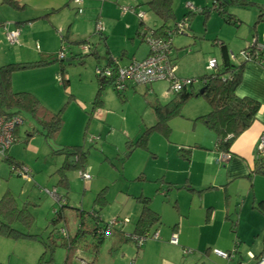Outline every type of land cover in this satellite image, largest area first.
Returning <instances> with one entry per match:
<instances>
[{
  "label": "rangeland",
  "instance_id": "374dc122",
  "mask_svg": "<svg viewBox=\"0 0 264 264\" xmlns=\"http://www.w3.org/2000/svg\"><path fill=\"white\" fill-rule=\"evenodd\" d=\"M13 1L17 2L19 6L13 7L6 3V0H0V19L3 21H8L7 19L10 21H25L18 19L32 15L30 11L20 15L23 12L24 4L22 0ZM98 1L100 3L106 1V8H109V5H113L120 11L126 7L135 8V14L131 11L125 12L129 15L124 20L117 22L112 36L107 38L114 40V55L116 57L120 56L121 50L126 48L130 51L131 56L135 52L138 53L139 57L144 56L148 52V45L145 42H141L139 38H136L133 45L132 40L126 35L130 30H132L131 35H135V29L138 27V21H140L138 15L141 13L144 14L142 26L157 29L163 25V21L149 10L148 0ZM186 1L193 3L195 7V11L191 12L193 15L189 24L184 21L185 15L190 12L186 8ZM171 4L175 18L173 16V18L167 20V25L173 28L176 24L185 22L184 31L181 32L184 35H178L173 39L174 47L179 49L174 69L175 78L177 81L195 80L191 89L195 93L203 88L201 78L213 72L212 70H206L205 59L214 57L219 63L221 61L220 50L215 43L216 41H224L228 45L232 57H234L232 62L240 63L243 60L241 51L251 46V42L255 41L253 37H259V34L264 37V21L256 22L259 15V7L257 6L248 4L247 6L237 5V7H229V11L239 20L237 25H230L213 10L210 11L208 19L205 20V16L200 10L202 8H211L212 0H171ZM66 10L70 11L66 20L72 19V22L75 20L77 23L82 16L77 15L73 7ZM129 16H133L135 28L126 26L128 20H133ZM254 26L256 33L253 30ZM80 28L84 32H78L77 37L88 38L90 48L94 51L98 48L100 52H103V56L99 57L103 58L105 56V48H103L104 37L102 38V36L95 33L93 26L92 28ZM0 38L2 39L0 40V67H2L15 61L11 54L17 49V46L9 45L4 40L5 37L2 31H0ZM258 44L263 52V41H258ZM66 45H71V51L75 55L81 54L79 47L77 48L76 45L64 44V46ZM69 51L64 52V54H68L67 60L71 58ZM6 53L9 56H6ZM104 59H107L106 56ZM79 60H83L84 63H79ZM97 62L93 56L88 55L84 57L78 56L77 59L74 58L64 63V76L68 79L67 88L71 96H67V92L62 87L56 74L50 78L46 75L48 73L34 71L35 68L16 71L12 74L11 89L13 92L34 94L31 91H35L42 99L39 100L37 97L38 100L41 103L42 101L48 103V106L43 105L52 113H57L62 107H65L63 110V126L59 135L51 140L53 141L52 146L43 137V129L32 118V115L25 110H19L20 112L17 114L21 117L23 123L18 127V136L16 137L18 142H15L6 154L12 160L8 163L5 159L0 158V199L6 192H9L15 197L19 208L22 209L23 205H26L29 209L28 211L34 216L30 230L15 224V227L20 231H29V233L43 238L49 234L52 228L48 222L54 215L52 209L58 205L55 204L57 202L49 198V195L44 193L43 189L53 190V187L58 184L61 173L65 174L69 182V189L64 190L61 187L59 189L57 186L56 189L59 195H67L68 204L71 207H82L89 212L91 210L98 211V214L104 220H108L106 222L115 219L119 211L129 209V206L134 205L136 202L129 195V191L132 192L133 186L140 187L143 183L130 181V177L134 175L135 171H138L135 175L137 176L139 173L144 172L147 174L149 171L156 172L159 168L173 167L175 165V161L172 160L173 147L178 144L174 143H180V140H182L180 131L184 133L183 122L189 115L191 105L203 104L207 111L210 109L208 102L202 96L193 99L186 107L184 105L181 116L170 118V136L167 139L161 133L151 129L157 121L155 106H165L167 102L174 98V96L167 94L169 85L167 82H154L153 89L155 94L149 92L144 86L137 85L134 89L128 87L120 97H118L111 85L105 84L106 87L100 94L103 104L98 109L101 111V118H96L92 113V106L99 88V80L102 79L101 77L99 79L95 73ZM106 64L105 60L100 62L101 67L107 66ZM54 65L58 67L59 64L56 63ZM108 67L111 68V66ZM59 69L58 67L57 73L61 70ZM45 77H47V80ZM94 124L105 125L106 129H95V131L96 125ZM92 129L93 134L91 133ZM147 130H150V132L148 133ZM27 133L32 135L29 137ZM145 133L148 134L147 150L135 148L130 151L133 142H137ZM211 134L215 136L213 132ZM91 136L95 138L94 141L90 140ZM57 148L62 150V152H56ZM65 149L73 151L75 157L81 155L85 158V164L87 168L92 170L90 172L94 180L93 183L86 184L88 188L80 179L78 171L81 168H78L79 165L78 167H73L72 164H68L63 153ZM65 159V164L69 166L66 169H61ZM17 162L20 164L16 166L17 168L22 166L30 171V180L23 175L19 176L17 173L12 172V166ZM161 184L158 181L148 183L151 186H160ZM163 187H166V185ZM102 190H104L103 196H105V200L103 202L95 201L96 195ZM66 191L67 194H65ZM179 192L180 189H174L173 186L170 193L173 194V197L176 195L180 197ZM134 196L136 197L137 195ZM93 204L95 207H93ZM74 228L75 225L71 223V234ZM102 245L103 247L100 251L101 253L103 252L104 256L109 243L106 242ZM43 252L44 248L38 241L12 239L0 234V262L3 264H63L66 255L64 248H55L51 258L52 262L50 263H47V260H44L45 258L39 260ZM102 254L101 257L99 256V264H110L112 259L107 257L105 261L102 258ZM120 256L121 254L118 251L114 264H120V259L122 258ZM73 260L70 264H77L75 258Z\"/></svg>",
  "mask_w": 264,
  "mask_h": 264
},
{
  "label": "crops",
  "instance_id": "0c3cea01",
  "mask_svg": "<svg viewBox=\"0 0 264 264\" xmlns=\"http://www.w3.org/2000/svg\"><path fill=\"white\" fill-rule=\"evenodd\" d=\"M243 1L246 3H241L238 6L251 4L257 7H264V0ZM22 2L24 4V9L20 15L25 14L27 11H30V14H32L18 19L25 21H10L9 19H7L8 21H3L0 19V23L7 24V30L9 32L16 31L19 34L17 38L18 44L16 45L17 49L11 54L13 58H15V61H13L14 63L8 64L32 63L47 56L56 55L63 45L60 38L61 35H66L74 40L77 38L80 39L77 37L78 32H84L80 27L92 28L93 26L94 30L97 20L101 21V24L105 27L102 38L104 37L105 40L103 48H105L104 55L106 58H115L118 65L126 66L132 61L142 60L149 54L148 47V52L142 57H139L136 52L131 56L127 48L121 50L120 56L116 57L114 55V40L112 38L109 40L107 37L110 38L112 36L113 29L117 22L124 20L129 14L121 12L122 10L120 11L113 5H109V8H106V1L100 3L98 0H83V3H81L79 7L83 10V13L77 23L75 20L72 22V19L66 20L70 12L66 9L73 7V9L76 10V6L72 0H22ZM76 5L78 7L77 3ZM188 5L194 7L193 3L186 1V8H188ZM75 13L77 14L76 11ZM192 15L193 14L185 15L184 21L187 24H189ZM173 16L171 18H173ZM204 16L205 20L208 19L209 13ZM129 17L133 20H128L126 26L135 28L133 16ZM75 26L77 27L74 29ZM137 26L135 35H131L132 30L126 35L132 40L133 45L135 44L136 38H139V40L143 42L142 35H137L140 22H138ZM170 28H163L159 31L154 29L153 31L158 38H163L165 35L164 32ZM253 30L255 32V26ZM0 31H2L4 37H6L4 30L0 29ZM182 35L184 34H180V36ZM253 39L255 41H252L251 45L255 42V44L259 46L257 50L261 53V60L264 63V50L262 52V48L258 44V41H263L264 43V37H261L259 34V37L254 36ZM0 40L2 39L0 38ZM215 43L218 47L221 43L226 45L224 41L220 40ZM174 44V41H172L170 58L175 69L179 49L174 47ZM226 48L229 51L228 45H226ZM69 50L71 58L69 60L66 59V63L75 55L74 52L71 51V46ZM243 51L244 50H242L241 53ZM91 53V56H93L99 64L102 60H105L103 59L105 56L103 58L99 57L103 56V52H100L98 48L96 51L92 49ZM5 55L9 56L7 53ZM66 58H68L67 53ZM233 58L234 57H232V60ZM212 59L216 60V58L210 57L206 58L204 61L206 70L208 71H210L207 68L208 62ZM242 59L240 63H234L238 66L239 64L242 65L241 67L243 68L242 81L236 92L240 97H250L260 103V112L257 120L254 121L246 131L233 140L230 148V158L226 161L222 159V154H219L220 152H217L215 149L216 136H212V131L209 130L205 124L194 121L197 117L204 116L209 111H207L203 104L191 105L189 108V115L187 118L185 117L186 122H183L184 126L182 128L184 129V133L180 131L182 140H180V143H174L178 144L176 147H173L172 160L175 161V165H173V167L167 166L166 168H159L156 172L149 171L147 174L144 172L139 173L137 176L135 175L138 171H135L136 173L134 172L133 175L135 177H130V181L136 183L142 182L143 185L140 187L133 186V191H129V195L136 201L135 204L129 206V209L119 211V213L116 214V220H127V222L123 226H119L118 231H115L106 238L104 244L107 242L109 246L108 248L106 247L104 256L102 254L103 252H100V257L102 254V258L105 261L108 257V249L111 247L119 249L118 251L121 254L120 257H122L120 259V264H238L240 262L253 264L254 261L250 259L249 254L257 258L264 253V172L263 170L259 172L257 165H255L258 139L264 133V64L253 61L243 63L245 62V57L243 56ZM105 61L107 63V60ZM216 62L219 63L218 60H216ZM56 63L45 67H36L34 71L45 72L48 73L46 74L48 77H54L55 74L57 75L60 72L58 71L57 73L58 67L62 69L60 63H58V67L54 65ZM24 69L30 70L31 68ZM24 69L15 70L11 73L9 76V89L12 88V74ZM45 78L47 80V77ZM153 84L154 82L144 87L152 94H155ZM129 87L135 88L134 85ZM64 90H66L68 96V88H64ZM167 90H169V85ZM31 92L36 96L32 93H27L32 95L38 102L42 100L40 95L35 93V91ZM169 95L173 96L172 94ZM198 97H193L187 101L185 107L189 105L193 99H197ZM40 104L42 106H48V103L43 101L42 103L40 102ZM102 104L103 102L100 99V103L97 106H94V104L92 106L93 108L97 107L92 112L96 118H101V111L98 109ZM62 126L63 124L61 125L60 131ZM95 129L105 130L106 128L105 125L98 124L94 130ZM91 133L93 134V129ZM92 136L90 138H92ZM169 136L170 133L166 138L168 139ZM147 148L148 146L143 150H147ZM58 150L60 149L57 148L56 151ZM181 155L187 156V159H184ZM7 159L9 160L12 158H8L7 156ZM218 161H220V163ZM81 171L91 176L90 171L92 170L87 168L85 162L78 172L80 173ZM28 172L30 171L28 170ZM28 177L30 180L31 174ZM80 179L85 183L87 188L88 186L86 184L94 182L92 176L88 181H84L81 176ZM153 181H158L162 184L160 186L148 185V183ZM68 184L69 182L65 174L61 173L58 184L56 185L57 188L61 187V189L64 190L69 189ZM164 185H166V187H163ZM56 186L53 187V190L47 188L43 189L44 193H46V190L56 193L55 196L49 195V198L53 199L55 202L58 201L57 198L64 197V195H59ZM173 186L174 189H180V197L178 195L173 197V194L170 193ZM167 188L171 189L169 190ZM65 194H67V191ZM133 194L137 196L135 197ZM56 196L57 198H55ZM141 196L149 198L150 202L148 206L158 214L159 223L152 226L149 230L152 234H158V238L147 239L138 248L129 241L123 242L121 236H123L122 232L126 234L134 232L137 218L142 211V205L136 198ZM63 201L68 202L67 196L64 197ZM55 204L58 205V203ZM94 204L93 207H95ZM57 207L52 209L53 213ZM77 209L86 211L82 207ZM99 216L101 217L100 214ZM101 219L103 221H108L104 220L102 217ZM173 235L177 236V244H172L170 242ZM212 249L231 252L232 257L230 260L221 259L211 253ZM117 252L111 257L112 260L110 264L115 263Z\"/></svg>",
  "mask_w": 264,
  "mask_h": 264
},
{
  "label": "trees",
  "instance_id": "16d2710c",
  "mask_svg": "<svg viewBox=\"0 0 264 264\" xmlns=\"http://www.w3.org/2000/svg\"><path fill=\"white\" fill-rule=\"evenodd\" d=\"M6 3L12 5L13 7H18L17 2L13 0H6ZM73 3L76 6L75 11L77 12L78 9H80V5L78 4L77 7L76 2L74 1ZM241 3L243 4L246 2L239 0H212L211 8H202L200 12L205 15L210 13L211 10L216 11L220 15L221 19L225 20L226 23L237 25L239 21L236 16L229 11V7L234 5L236 6ZM147 5L149 6V10L156 17L163 21V25L157 28L156 31L162 30L163 28H170L167 25V20L173 16L171 0H148ZM193 9L194 10L189 9L190 12L188 15L192 14V11H195V7H193ZM263 21L264 7H259V15L256 22L259 23ZM97 22H100L99 24H101V21L97 20L96 23ZM142 25L143 22H140V27L137 31L138 36L141 35L140 28ZM102 26L104 27L103 24ZM94 32L96 33L95 29ZM99 35H104V32L102 35ZM60 38L63 43L61 48H64L65 51L69 50L71 45L64 46V44H74L77 46V48L79 47L81 54L74 55L71 60L74 58L77 59L78 56L84 57L92 55V49L90 48L91 46L89 44L88 38H77L74 40L66 35H61ZM84 46L88 47L87 49L89 50L86 53H83L81 49ZM219 47V56H221L220 63H217V66L214 70H212L213 72L210 75H205L201 78L203 81V87L205 88L203 94L200 95L198 92L195 93L194 91H191L195 80H183L186 83L179 81L182 83V88L179 92L173 94L174 98L167 102L165 106H155L157 121L151 129H154L163 136L168 137L170 133V118L178 115L181 116V110L187 101L193 97L202 96L208 102L210 110L206 115L197 117L194 121L202 122L215 134V149L217 152H220L219 154L227 155L230 158V148L233 140L246 131L252 125V123L257 120L258 114L260 112V103L250 97H240L237 95L236 91L238 90L242 81V65L239 64L238 66L232 62V53L227 50L226 45L221 43L219 44ZM243 52L248 53V57L243 63L253 61L259 64H264L261 60V53L259 50H257L256 45L252 44L250 47L244 49ZM57 54L47 56L32 63L8 64L6 66L0 67V104L3 106V108H6L8 110L7 113L10 114H17L20 112L19 110H25L27 113L31 114L32 118L37 121L39 125H41L43 129L42 134L46 140H52L58 135L62 125V116L65 107H62L57 113H52L46 107L42 106L37 100H35V98L29 93L13 92L11 89H9V76L15 70L45 67L58 62L62 67L60 72L57 74L59 82L64 88H67L68 79L64 76L63 68L64 63H66L65 61H67L66 54L62 60L58 59ZM105 60H107V66H115L114 58L111 57ZM79 63H84V61L79 60ZM98 66H100V64H97V67ZM99 83L100 84L97 94L94 97V106H97L100 103L101 91L106 87L105 84L110 85L111 81L101 79L99 80ZM124 93L125 92H118L117 95L120 97L122 96L121 94ZM68 96H71V94L68 93ZM96 108L94 107L93 110ZM9 110H11V112H9ZM17 132L18 128L16 130V136L18 135ZM147 132L149 133L150 130H147ZM27 134L29 137L32 135L31 133ZM147 141L148 134L145 133L144 136H142L137 142H133V146L131 145L130 151L135 148L146 149ZM65 150L73 153L71 150ZM60 151L62 150H58L56 152ZM181 156L184 159H187V156ZM84 159L85 158L81 155L77 156V162L75 165H73V167H78L79 165L78 168H82L85 162ZM5 160L9 163L12 159L8 160L6 158ZM263 161L264 160L256 159L255 165H257L259 172L262 170L264 171V168L261 165ZM218 162L220 163V161ZM18 165L20 164L17 162L14 166ZM67 166L69 165L64 164L61 169H66ZM103 192L104 190L96 195L95 201L103 202V200H105ZM66 196L64 195V197ZM64 197L62 198L64 199ZM62 198L60 203H58L57 209H55V212L53 213V218L48 222L52 229L49 231V234L43 238L41 236L29 233V231H20L15 227V224H19L23 228L30 230L34 221V216L30 211H28L29 209L26 207V205H23L22 209L19 208L15 197L11 193L6 192L0 199V234L4 235V237L12 239H29L38 241L44 248V252L42 253L39 260L45 258L44 260H47V263L52 262L51 258L53 257L52 255L55 248L62 247L66 251L63 264H70L74 258L77 264H99V256L102 244H104L107 237L119 230V226L113 227L108 234L98 233L99 229L102 230L104 227H106V225H108V222L101 219L98 211L92 210L91 212H87L75 207H71L68 202L63 201ZM136 199L142 205V211L137 218L134 232L131 234L122 232L123 236H121V240H123V242L129 241L139 248L144 242L139 243L138 239L143 237L147 238L152 235L149 230L152 228V226L159 223V216L150 206H148L150 202L149 198L141 196L137 197ZM71 223L75 225L72 234L70 232ZM123 225L124 224L121 226ZM60 240L62 241L60 242ZM118 250L119 249H116L115 247L109 248L108 257L111 259V257L114 256ZM0 264L3 263L0 262Z\"/></svg>",
  "mask_w": 264,
  "mask_h": 264
},
{
  "label": "built area",
  "instance_id": "2783aa9c",
  "mask_svg": "<svg viewBox=\"0 0 264 264\" xmlns=\"http://www.w3.org/2000/svg\"><path fill=\"white\" fill-rule=\"evenodd\" d=\"M77 4H81L82 0H73ZM188 8L193 9L192 6L188 5ZM83 10L80 8L78 9V14H82ZM123 12H134V8H125L122 9ZM139 16V22L143 21L144 14L141 13ZM100 22L96 23V33L101 34L104 32V27L102 24H99ZM185 22H181L176 24L175 27L168 29L163 36V38H158L156 34H154V31L147 26H142L140 30V34L142 35V41L145 42L149 47V54L143 58L140 61H132L126 66H120L118 65L117 61L114 60L115 66H105L101 67L98 66L96 68V74L98 77H101L102 80L111 81V86L116 91V93L120 92L123 93L127 90L129 86H146L156 81H165L169 83V94H175L179 92L182 88V83L177 81V79L174 77V66L173 62L170 58L171 53V45L174 37L182 34L181 32L184 31ZM0 29L4 30L5 33V40L10 45H17L18 44V32L13 31L9 32L7 30V24L6 23H0ZM253 45H256L255 42L252 43ZM88 47L84 46L82 49L83 53H86L89 51L87 49ZM256 48L258 49V46L256 45ZM65 50L64 48H61L60 51L57 54L58 59L62 60L65 57L64 54ZM245 59L248 57L247 52H242ZM217 66L216 60L212 59L208 62L207 68L209 70H214ZM184 82V81H182ZM186 83V82H184ZM5 108L0 104V158L6 159L8 149L11 148V146L18 141L16 138V130L20 126V124L23 123V120L18 114H10L6 112ZM95 138L92 137L90 140H94ZM257 149H256V159L264 160V133L260 136L258 139ZM223 160H228L229 156L222 155ZM12 172L17 173V175L21 176L23 175L26 179H29V173L28 170H26L23 167H16L12 166ZM81 178L84 179V181H88L91 179L90 175L85 172L79 173ZM46 193L50 196H55L56 193H52L49 190H46ZM57 198V196L55 197ZM57 203H60L61 198H57ZM127 220L119 221L116 219H111V221L108 222V225L104 227V229H99L98 233H104L108 234L109 231L113 227H117L120 224H125ZM158 234H152L151 236L145 238L138 239L139 243L145 242L147 239H157ZM177 236L173 235L170 239V242L172 244H177ZM215 256L224 259V260H230L232 257V253L221 251L219 249H212V252ZM249 257L251 260L254 261L253 264H264V253L259 255L257 258L249 254ZM238 264H246V263H238Z\"/></svg>",
  "mask_w": 264,
  "mask_h": 264
},
{
  "label": "water",
  "instance_id": "95a60500",
  "mask_svg": "<svg viewBox=\"0 0 264 264\" xmlns=\"http://www.w3.org/2000/svg\"><path fill=\"white\" fill-rule=\"evenodd\" d=\"M104 59V58H103ZM97 64H99V62H97ZM204 90H205V88L203 87V89L201 88V90L198 92V94H203V92H204ZM48 142L50 143V145L52 146V144H53V141H51V140H48ZM62 152V151H61ZM64 154H65V157H66V159H67V162H68V164H72V165H75L76 164V162H77V156L75 157L74 156V153H72V152H70V151H64L63 152ZM66 159H65V162H64V164L66 163ZM262 165V167L264 168V162L261 164ZM264 172V171H263Z\"/></svg>",
  "mask_w": 264,
  "mask_h": 264
}]
</instances>
